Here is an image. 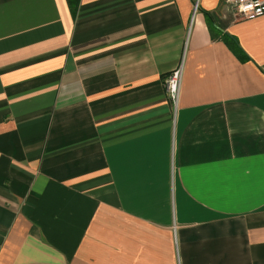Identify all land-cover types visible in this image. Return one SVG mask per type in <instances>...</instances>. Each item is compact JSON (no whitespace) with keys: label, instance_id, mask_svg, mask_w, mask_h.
I'll return each instance as SVG.
<instances>
[{"label":"crops","instance_id":"crops-1","mask_svg":"<svg viewBox=\"0 0 264 264\" xmlns=\"http://www.w3.org/2000/svg\"><path fill=\"white\" fill-rule=\"evenodd\" d=\"M69 4L0 0V264H264V15Z\"/></svg>","mask_w":264,"mask_h":264},{"label":"built area","instance_id":"built-area-1","mask_svg":"<svg viewBox=\"0 0 264 264\" xmlns=\"http://www.w3.org/2000/svg\"><path fill=\"white\" fill-rule=\"evenodd\" d=\"M225 5L240 20H251L264 15V0H225ZM196 8L194 9V11ZM182 61L164 78L166 98L175 110L177 108L182 83Z\"/></svg>","mask_w":264,"mask_h":264},{"label":"trees","instance_id":"trees-1","mask_svg":"<svg viewBox=\"0 0 264 264\" xmlns=\"http://www.w3.org/2000/svg\"><path fill=\"white\" fill-rule=\"evenodd\" d=\"M70 2V8H72V2L73 0H68ZM72 11V10H71ZM206 17H207V20L209 22V24L211 25L210 28L215 27L214 25V22H213V19L211 17V14L209 13H205ZM221 39L223 40V42L229 47V49L231 50V52L241 61V62H244V61H247V60H250L248 58V56L245 54V52L240 48L237 40L227 34H223L221 36Z\"/></svg>","mask_w":264,"mask_h":264}]
</instances>
